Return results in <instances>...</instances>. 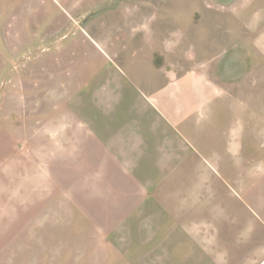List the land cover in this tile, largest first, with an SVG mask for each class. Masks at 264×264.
<instances>
[{"label": "rangeland", "instance_id": "374dc122", "mask_svg": "<svg viewBox=\"0 0 264 264\" xmlns=\"http://www.w3.org/2000/svg\"><path fill=\"white\" fill-rule=\"evenodd\" d=\"M208 1L212 10L204 15L202 0H175L173 16L185 24L195 10L199 28L207 17L234 22L228 47L214 43L208 49L205 27L188 47L195 48L199 59L213 56L211 61L222 64L242 56L246 114L261 115V126L253 131H264V0ZM105 2L116 6L120 0ZM255 91L261 102L256 94L248 95ZM227 115L230 125H236L233 107ZM252 124L248 121L241 130H251ZM95 136L98 0H0V264H98L112 259L142 264L144 258L158 257L159 246L170 236L162 229L174 224V218L159 216L158 199L173 198L177 188L162 189L163 181L152 177L155 171H137L143 175L141 186L120 191L127 196L129 189L138 190L142 194H136L137 200H104L109 183L114 180L117 186L122 180L113 172L112 179H101L98 146L90 141ZM256 145L255 138L248 139V150ZM252 155L247 162L255 169L264 152ZM132 172L122 171L123 179ZM170 207L174 210V204ZM110 208L119 210L118 217H106ZM134 209L138 217L132 216ZM131 227L142 233L134 234ZM24 245L28 249L19 252Z\"/></svg>", "mask_w": 264, "mask_h": 264}, {"label": "crops", "instance_id": "0c3cea01", "mask_svg": "<svg viewBox=\"0 0 264 264\" xmlns=\"http://www.w3.org/2000/svg\"><path fill=\"white\" fill-rule=\"evenodd\" d=\"M210 3L202 0L204 15L212 10ZM112 5L98 0V138L90 141L98 146L101 179H112L113 172L122 182L109 183L104 200H137L138 190L129 189L127 196L120 191L141 186L143 175L137 171H155L152 177L163 181L162 189L177 188L173 198L158 199L159 216L174 218V224L162 229L170 236L159 246L158 257L144 258L142 264H264V161L255 169L247 162L253 153L264 152V131H253L263 117L246 114L242 56L222 64L211 61L213 56L199 59L188 47L200 39L202 27L208 49L214 43L228 47L234 22L207 17L199 28L192 10L184 24L173 16L175 0ZM234 21L240 26L239 19ZM249 93L261 102L259 91ZM231 107L237 122L232 126ZM248 121L251 130H241ZM251 138L257 145L248 150ZM129 170L136 171L126 174L132 183L123 179L122 171ZM108 211L107 218L119 215V210ZM133 212L138 217L139 211ZM115 260L98 264H119ZM131 262L126 264H140Z\"/></svg>", "mask_w": 264, "mask_h": 264}]
</instances>
